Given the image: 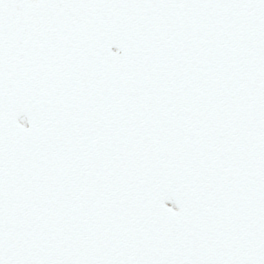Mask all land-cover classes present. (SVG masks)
<instances>
[{
	"label": "snow or ice",
	"instance_id": "snow-or-ice-1",
	"mask_svg": "<svg viewBox=\"0 0 264 264\" xmlns=\"http://www.w3.org/2000/svg\"><path fill=\"white\" fill-rule=\"evenodd\" d=\"M0 264H264V0H0Z\"/></svg>",
	"mask_w": 264,
	"mask_h": 264
}]
</instances>
